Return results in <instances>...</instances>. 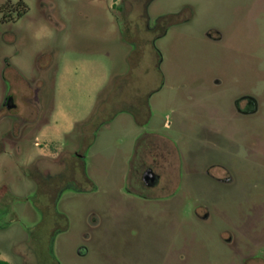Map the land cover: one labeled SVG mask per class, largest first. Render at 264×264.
Here are the masks:
<instances>
[{"label": "rangeland", "instance_id": "rangeland-1", "mask_svg": "<svg viewBox=\"0 0 264 264\" xmlns=\"http://www.w3.org/2000/svg\"><path fill=\"white\" fill-rule=\"evenodd\" d=\"M23 1L0 25V259L242 264L264 242V120L232 124L226 81L211 79L260 58L259 77L242 76L264 82V0H151L157 38L116 29L119 0ZM7 96L15 109H2ZM138 140L168 152L155 199L131 192ZM222 167L232 184L212 177Z\"/></svg>", "mask_w": 264, "mask_h": 264}, {"label": "flooded vegetation", "instance_id": "flooded-vegetation-1", "mask_svg": "<svg viewBox=\"0 0 264 264\" xmlns=\"http://www.w3.org/2000/svg\"><path fill=\"white\" fill-rule=\"evenodd\" d=\"M22 1L26 6V3L23 0H2L0 3V25L6 23H14L19 7L16 6V3ZM134 1V2H133ZM151 0H141L142 11L139 15L140 22L133 16L134 5H136L137 0H119L118 2L113 1L112 6L110 7V14L114 22L116 29L120 31L131 32L136 35L139 28L145 30L146 32L153 33L157 38L159 35L165 32L164 25L162 24L163 17H158L150 22L147 14V6ZM177 16V15H172ZM209 40L213 43L223 42L224 37L222 33L217 29H209L205 34ZM249 64V63H248ZM242 60L241 66H237L235 73L232 74V70L226 71L227 80L224 78L220 79L216 76H213L211 82L214 87L218 88L224 84L226 81L225 93L230 98L229 112L231 123L234 125L242 124L240 120L247 118H259L264 120V82L261 83L260 79L256 80L257 84L250 87V84H244L243 74L244 69L249 73H253L259 77L260 75V58L258 63H252L248 65ZM246 67H245V66ZM225 75V76H226ZM248 85V86H247ZM10 106L11 108H8ZM4 110L15 109L14 100L11 96L5 97L2 105ZM26 122V121H24ZM244 123V122H243ZM264 124V121L259 123ZM37 145V144H35ZM256 151L258 157H260V162L263 163L264 159V144H256ZM139 140L135 143L133 148L132 158L130 160V172L132 174L131 183L134 189L131 190L132 193L136 194L138 197L144 198H153L155 199L157 195L153 193L157 189L161 182L160 168L162 163L165 161V156L168 153L166 151V146L162 143L152 142L148 148L145 150L140 149ZM77 158H81L79 154H75ZM264 165V164H263ZM213 167H220L218 165H213ZM223 173L221 177L212 176L217 182L225 185H230L234 182L232 173L223 168ZM73 182V181H72ZM69 183V181H67ZM71 183V182H70ZM149 189L152 191V194H143L145 190ZM165 189V188H163ZM142 191V192H141ZM130 192V193H131ZM198 217L202 220L208 218L207 214ZM230 237L222 238L224 243H232V234L228 232ZM264 241V240H263ZM260 242V240H259ZM259 244V243H258ZM253 244L252 250L246 251L245 254L241 255L242 264H264V242L260 243L261 245ZM262 247V249H260Z\"/></svg>", "mask_w": 264, "mask_h": 264}, {"label": "trees", "instance_id": "trees-1", "mask_svg": "<svg viewBox=\"0 0 264 264\" xmlns=\"http://www.w3.org/2000/svg\"><path fill=\"white\" fill-rule=\"evenodd\" d=\"M16 6L19 7V9L17 11V15L15 19H19L26 13L27 7L24 5L22 1L17 2ZM0 264H10V263L5 260L0 259Z\"/></svg>", "mask_w": 264, "mask_h": 264}, {"label": "water", "instance_id": "water-1", "mask_svg": "<svg viewBox=\"0 0 264 264\" xmlns=\"http://www.w3.org/2000/svg\"><path fill=\"white\" fill-rule=\"evenodd\" d=\"M8 108H11L10 106H8Z\"/></svg>", "mask_w": 264, "mask_h": 264}]
</instances>
